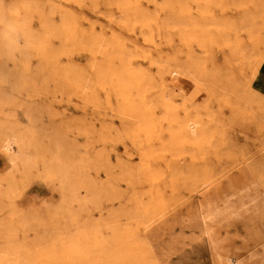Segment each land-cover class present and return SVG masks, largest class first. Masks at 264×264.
Masks as SVG:
<instances>
[{"label": "bare ground", "instance_id": "bare-ground-1", "mask_svg": "<svg viewBox=\"0 0 264 264\" xmlns=\"http://www.w3.org/2000/svg\"><path fill=\"white\" fill-rule=\"evenodd\" d=\"M216 25H221L226 29V34L231 33L235 36L233 39H237L235 49L225 55L226 65L217 69L213 67L215 64L211 59V44L221 32L219 30L224 28L218 27L219 33L213 35V40L212 30ZM262 65L264 0H0V86L13 87L17 92L16 96H19L17 107L25 112L29 122V127L13 122V126L19 123V127L13 129L15 133L10 130L11 133L5 131L6 135L0 136L4 137L1 140L3 144L0 143L1 150L9 164L17 167L14 169L16 172L21 170L23 175L29 176L28 174L42 168L40 171L43 173H36L49 180L45 182H52L51 185L59 192L57 203L52 206L45 203L47 208L43 212L31 209L34 212L27 213L21 207L17 212H20V215L17 214L20 216L17 217L20 218V226H36V223L42 225L40 222L47 221L55 230L61 229L60 232L64 233L60 245L58 243L41 251L31 252V255L37 256L35 259L36 256L33 255L37 261L35 264H81V260L77 261L79 259L75 258L72 261L71 257L82 258L83 234L79 227L83 225L85 217L83 220L81 213L84 203L91 199L88 193L89 197L84 196L86 187L93 193L90 194L91 197H95L100 189L101 193L104 192L101 183H89L93 178H89L87 182L85 175L88 173L83 175L80 171L84 164H88V152L86 153L87 149L83 151L86 154L83 165L80 163L81 159L76 161L77 157L81 158L84 154L77 156L79 152L76 153L75 150L79 143H73L75 141L68 135L70 129H73V123L70 126L67 124L74 121L70 120V123L65 124L66 120L61 125L56 119L58 116L62 119L66 114L67 102L76 99L74 105L85 114H110L113 119V123L109 122L113 124L110 133L112 138H109L110 134L106 137L112 139L113 143L110 144L114 147L115 169L112 171L115 172V183L112 182L115 185L112 189L116 198L123 202L122 206L117 203V208L118 205L121 207L113 214L114 226H111L114 227V250L119 255L116 264H132L136 246L140 243V237H144L139 227L133 223H138L144 212L147 213L148 220L153 222L160 207L174 199V188L168 187L167 183L171 186L175 182L187 185L188 179H191L185 176L171 179L165 167V162L171 161L168 146L174 140L164 132L168 113L196 112L198 109L201 112L203 109L205 112L212 111L220 104L219 99L230 95L236 100L235 105L240 112L245 111L255 121L264 122V94L253 88V81ZM16 83L19 85L14 86ZM197 92L202 94L200 101L194 98ZM10 93L13 94L11 91ZM2 95L1 98L5 96ZM40 98L52 99L53 103L50 104L54 109L50 113L58 115L48 119V123L38 118ZM0 107L3 110L4 107ZM210 111L209 115H213ZM218 112L221 114L219 110ZM2 113L4 114V110ZM5 114L11 115L6 111ZM10 115L8 116L14 117ZM98 117L101 122L102 118ZM78 120L79 118L75 122ZM2 121L0 128L5 123ZM84 121L87 124L92 119L86 117ZM34 122L40 125L36 127ZM5 124L3 128L7 127V123ZM79 124L82 127V123ZM198 124L200 123L189 121V124L181 126L180 132L185 140L194 143L203 141L206 132L201 127L197 129ZM105 126L107 128V123ZM95 129L85 125V128L76 130L79 133L80 130H85L90 138L88 143H91V138H95L97 132ZM100 129L98 131L103 132ZM97 138L99 139L96 137L95 140ZM210 143L213 146L212 141ZM94 144L92 147H95ZM81 146L83 145L79 148ZM120 146H124L122 153L118 151ZM211 149L213 151L212 147ZM133 152L137 156L135 164L131 157ZM94 153L91 156L95 160L100 158L96 151ZM257 169L254 166L243 167L239 176L227 179L225 183H213L215 179L205 175L195 179L197 181L194 187L198 184L200 188L190 208L193 212L190 213L192 228L195 226L200 230L199 237L211 252L214 264H264V173ZM104 170L110 171L108 168ZM179 173L182 171L178 169L177 177ZM140 174L158 177L155 189L145 192L147 196L143 199L137 195L138 190L131 187V181ZM18 175L21 176L20 172ZM171 177L173 178L172 175ZM83 187L86 188L83 198H89L87 201L85 198V202L80 195ZM2 193L3 197L8 198L5 192ZM103 196L102 199L105 198ZM27 210L29 212V208ZM233 222L243 223L242 227L248 230V234H244L249 239L243 235L245 238H241L242 241L246 240L244 244L239 243L242 246H237L233 241L234 236L232 238L228 235L230 232L227 227ZM68 224L73 226L74 233ZM224 229L229 233L223 234ZM251 240H254L252 245L248 243ZM23 250L26 249L16 252L21 253ZM122 255L126 257L122 258ZM38 256L46 259L38 260ZM18 258L21 263V257ZM155 262L152 261L153 264Z\"/></svg>", "mask_w": 264, "mask_h": 264}, {"label": "rangeland", "instance_id": "rangeland-1", "mask_svg": "<svg viewBox=\"0 0 264 264\" xmlns=\"http://www.w3.org/2000/svg\"><path fill=\"white\" fill-rule=\"evenodd\" d=\"M219 26L216 25L215 28H213V30H212L213 31L212 39L214 38L213 35L215 36L220 31L221 32L217 35V37L215 36V40L213 39L214 41H212V44H211V53H212L211 59L213 60L214 63L212 62V60H211V62L213 64H215V65H213V64L212 65L214 68L216 67V69L219 67H224L226 65V60H224L225 55H227L229 53V51L232 52L235 49V44L237 41L236 38L233 39V37H235L233 34H231V33L226 34L227 33V31L225 32L226 29L224 27H223L224 28L223 29L221 27V25H219ZM218 27L222 28L223 30L220 29L218 32L217 31ZM224 35L226 36L227 39L225 38ZM227 35H231V37L227 36ZM225 39H226V41H224ZM231 39H233V41ZM218 41H220V42H218ZM216 69H214V70H216ZM15 82H12V84ZM17 85H19V83L14 84V86H17ZM253 88L257 91L259 90L262 94H264V65H262L261 69L258 72V75L256 76L255 80L253 81ZM4 91L7 93L6 94L7 96L4 94L5 93ZM10 91L13 92V94L10 93ZM0 93H1L0 99H4L3 101L0 100V105H2V107H4L3 108L4 114L2 113L3 110L0 107V122L3 120L5 123H7V127L6 128L4 127L7 130H5L3 128L5 123L2 124V127L0 128V136H5L6 135L5 131H6V133H8L11 130L12 133H15L13 131L14 128H18L19 126H26V125L28 126L29 122H28V119L26 117L25 112L22 111L19 107H17V106H19V104H17L19 96L18 95L16 96L17 92L15 90H13V87H11V86L1 87ZM2 93L5 96H3ZM10 94H12L11 97H9ZM1 95L3 96V98H1ZM5 97L6 98L9 97V98L6 100ZM226 97H224V99H219V101H218V104L219 103L221 105L223 104L222 105L223 107L219 104V105H217L218 107L217 106L214 107L216 109H213L212 111H210V110L206 111L207 114H205L206 112L204 111V109L202 110L203 112L199 111V109H198L196 112H187L186 111V112H180L178 114L168 113L167 123L165 124L164 132L169 134L174 140H172L173 143H171L168 146V153H171V155H170L171 161L165 162V167L167 168L168 174L170 175L171 179H176V178L185 176L187 178H191L192 180L188 179L187 185H179V184H177V182H175L174 184L172 183V186H171V184L169 185L167 183L168 187L174 188V190L172 191V193L174 195V199L172 201H170L168 204H165L162 207H160L161 210H160V212L158 211L159 214L156 216L157 218L153 219V222L148 220V217H147L148 215L146 212H144L143 215H140V218L138 219V223H133L134 226L139 227V230L144 237L141 239L142 236L140 234V236H141L140 237V243H139L138 247L136 246V250L134 251L132 264H150V263H152V261H154V262L156 261L155 264H210L209 259H212L211 252L207 249V246H206L205 250H199L198 249V247L200 245H205V243H204V241H202L201 237H199L200 230L197 229L195 226H194V228H192L193 227V223H192L193 220H191L192 218H190L191 217L190 213H193L191 211L192 209L190 210V208H192L191 207L192 202L194 199L197 198V194L199 192L198 189L200 188V186L198 187V184H197V186H196L197 190H195L196 187H194V186L196 185V181H197V180H195L196 177L200 176V175L211 176L212 178L215 179L214 180L215 182H213V183H216V182L225 183L227 181V179L239 176L241 169L243 167H246V166H254V167L258 168L257 170L259 172L264 173V159L262 157V156H264L263 155L264 154V122H261L259 120L255 121L254 118L251 117L250 115H248L247 112H245V111L240 112L238 107L235 105L236 100L234 99V97H231L230 95H228ZM194 98H195V100L200 101L202 98V94L200 92H197L195 94ZM5 100H6V102H5ZM39 100H40V102L38 103V106H37V110L39 111L38 112V115H39L38 118H41L45 122L48 123L49 122L48 119H50L53 116H55V117L58 116L54 113L53 114L50 113V110L54 109L52 107V105L50 104V103H53L52 99L40 98ZM39 100H37V101H39ZM72 101L70 100L69 102H67V104H65L66 109L65 108L64 109L67 111H66V114H64V116L62 117V119L59 116L56 119H58L57 121L61 125H63V123H65L66 120H67V122L65 124L70 123L69 122L70 120L74 121V122H71L70 124H67L68 126H70L73 123V125H71V126L74 129V130L70 129V132L68 133V135L72 141H75L73 143H75V144L79 143L78 144L79 146L83 145L80 147L81 149L78 146V148H77L78 151L75 150L76 153H78V152L80 153V151L82 150V152L80 154L78 153V155L77 154L76 155L81 156V154L85 153V152L83 153V151H85L86 149H87L86 153L88 152L87 155L84 154L81 158L76 156L78 158V159L76 158V161L81 159L80 160L81 164L83 161L86 162L85 159L87 158L88 164H84V165L82 164L83 167L86 169L81 168L80 171L83 173V175H85V173H88V175H85L86 181L93 178V180H91V182L89 181V183H92V181L93 182L98 181V183L95 182L97 185H99V183H101V188L105 193L104 192L101 193V189L99 188L100 189L99 193L101 195L99 193H97V195H95V197H97V198L99 197V199H96L93 196L91 197L90 194L93 195V193L90 190L88 191V187H86L87 189L84 187L81 189L80 195L82 196L81 197L82 200L84 202H85V200L87 201L89 199L88 198L89 196L92 200L90 199L89 200L90 202L84 203L85 207L82 211L83 214L81 213V216H83L81 218L83 220L85 217L84 223L82 222L83 225L81 224L82 226L79 227V229L82 231V234H83V236L81 238V247L82 248L80 247L82 258L80 259V257L77 258L76 256H73V257H71V260L74 261L75 258L79 259L77 261L81 260V264H116L117 263V256H119V255H118V252H116L114 250L115 239H114V233H113V229H114V227H113L114 226L113 214L115 211H117L123 205V202H120L116 198L115 193L113 194L114 189H112V187H114V185H115L114 184L115 183V181H114L115 176H113V175H115V172H113L115 169V167H114L115 156H114V149H113L114 147H112L113 144H110L113 142L111 141L112 139H109V138L110 137L112 138V135L110 133L113 130V124H110V123H113V121H112L113 119H112L110 114H108L109 116H106V115L103 116L104 113H102L103 115H100L101 113H99V114H97V113L85 114L84 112L80 111L77 106L74 105V103H76V99H72ZM231 101H232V104L231 103L229 104V102H231ZM203 102L205 104V101H203ZM223 102H225V103H223ZM69 104H71L72 106ZM67 105H69V106H67ZM68 109H70V110H68ZM218 110L224 116L219 114ZM5 111H6V113L7 112L11 113V115L10 114L6 115ZM209 111H210V113L213 112V115H209ZM230 112H231V114H230ZM5 115H6V117H5ZM8 115H10V116L14 115V117H9ZM15 115H17V116H15ZM219 115H221V117H219ZM98 116H100L102 118L101 122H100V118ZM86 117H87V119H90V120L92 119L93 122L91 121L89 123V121H87L89 124L88 123L86 124V122L84 121V119ZM90 117H92V118H90ZM77 118H79V120L81 118V120L80 121L78 120V122L76 121L78 124V127L76 128L77 125H76L75 120ZM95 119H97V120H95ZM191 119H192V121H191ZM103 120H104V123H103ZM3 121H2V123H3ZM9 121H11V123H8ZM15 121L22 123V125L20 124L18 126V124H19L18 123L17 125H14L15 126L14 127L12 123L13 122L15 123ZM189 121L191 123H193V122L200 123L197 125L196 128L198 129L201 127L202 131L206 132L203 141H201L202 144H200L201 142H197V141L195 143L193 141H187L181 135V132H180L181 126H184L186 123L189 124ZM58 122H55V123L59 124ZM84 122H85V124H83ZM24 123H25V125H23ZM35 123L36 122H34V126H36V127H38L40 125V123H36V124ZM79 123H82L83 128H85V125H89L94 129L97 127L96 128L97 132L95 131L96 132L95 138L99 137V139L97 138V140H95V138H93L94 139V142H93V139L91 138L92 144L90 143V141H89V143H90L89 144L88 140H90V138H88V136L85 134V132H84L85 130H80V133L83 134V132H84L83 135L80 134L79 131L77 132V130L82 129V127H80L81 124H79ZM91 123L94 127L91 125ZM106 123H107V128H104V127H106L105 126ZM9 124H11V125L8 126ZM100 124H104V125L103 126L101 125L102 126L101 127ZM108 124H109V126H108ZM29 125H31V124H29ZM111 125H112V128L110 127ZM5 126H6V124H5ZM11 126H13V127H11ZM99 126H100V128L103 129V132L98 131L100 129V128H98ZM108 127L111 128V130ZM102 129H100V130H102ZM106 129H108V131ZM15 130H17V129H15ZM11 131L9 133H11ZM71 131H73V132L75 131V132L72 133ZM1 133H3L4 135ZM101 135H105V136H103L105 138L103 139V137ZM108 135H109V138H106V137H108ZM73 136L76 139L75 138L72 139ZM82 137L83 138L86 137V139L83 140ZM100 137H102V138H100ZM2 139H4V137L3 138L1 137L0 141ZM101 139H103V141H100ZM77 140L80 142L82 141V142L81 143L76 142ZM207 140H209V141H207ZM2 141L0 143H2ZM96 141H98V142H96ZM210 141H212L213 146L210 145L211 144ZM83 142L85 145L83 144ZM102 142L105 144H103ZM203 142H204V144H203ZM87 143H88V145H87ZM93 143H95L94 144L95 147H92ZM207 143H208V146H207ZM2 144L0 145V156H1L0 157V180L2 179L1 180L2 183L0 181V191H1V193H0V264H15V261H18V264H19L20 262H19L18 257H21V263L20 264H22V263L23 264L24 263L31 264L30 262H33L32 264H35L37 262L35 260V259H37V256L35 254L31 255V252L32 251H41L42 249H44L46 247H49L52 245H57L58 243L60 245L62 238L64 236V233L60 232L61 229L55 230L52 227V224L50 222H47V221L46 222H40L42 225H40L39 223H36V226L34 224L33 225L28 224L26 226H20V224H19L20 222H18V221H20L19 220L20 218H17L20 215L19 214L20 212L19 213H17V212L19 210H21L20 207L23 208L24 210L26 209L25 211H27V213L34 212V211H31V209L35 210V211L43 212L44 209L47 208V205L52 206V205H55L57 203V201L59 200V192L56 188H54V186L51 185L52 182H45V181H49V180L47 178L45 179L44 176H42V175L39 176V174H37V173H43L40 171V170H42L41 167H40L41 169L38 168V170L34 171L33 174L32 173H30L31 175L28 174L29 176L23 175L21 170L20 171L18 170L19 168L17 169L18 172H16V170H14V169H16L17 167L13 166L12 164H9V161L7 160L8 158L2 152V150H1ZM86 145L88 146L89 149L87 148ZM89 145L91 146V148ZM210 146L213 148V151H212ZM76 147H77V145H76ZM76 147H74V148H76ZM207 147L209 148L208 151H207ZM74 148H73V150H74ZM97 148H101V149H97ZM15 149H16V151L19 150L18 147H16ZM96 149L100 153L97 152ZM95 151H96V153H98V156L100 157V158L97 157L99 160H97V158L95 160V158L93 157L95 155V153H94ZM118 151H119V153L124 152V146H120ZM134 154H135V152H133V154H131V157L133 158L132 161L134 162L133 164L137 163V156H136V154L135 155ZM85 155H86V158H85ZM88 155H90V156H88ZM91 155H93V156H91ZM2 157H3V159H2ZM92 158H93V160H92ZM101 158H102V160H100ZM4 159H6V160H4ZM93 161L94 162L96 161L95 162L96 164ZM99 161H101V162H99ZM181 161H183V162H181ZM92 162H93V164H92ZM96 165H97V167H96L97 169H99V167L101 166V167H105L106 169L108 168V171L109 170L110 171L107 172V170L106 171L104 170L105 168L100 167L99 172H98V170L95 168ZM90 166H92V167H90ZM82 169H84V170H82ZM90 169H92V170H90ZM112 169H113V171H112ZM178 169L181 170L182 173H179L178 174L179 176L177 177ZM88 170H90V171H88ZM103 170L105 171V173ZM37 171H40V172H37ZM83 171H85V172H83ZM96 171H97V173H100V174H97ZM15 172H16V174H15ZM19 172H20L21 176L18 175ZM170 173H172V174H170ZM174 174H176V176H174ZM15 175H16V178H15ZM32 175H34V176H32ZM89 175L92 177H90ZM171 175L173 176V178L171 177ZM6 176H8V177H6ZM98 176H101V177H98ZM4 177H5V179H4ZM25 177L28 179H30V178L31 179L28 180ZM97 178H98V180H95ZM99 178H100V180H99ZM102 178H103V180H102ZM14 179H15V181H14ZM157 180H158L157 176L140 174V175L136 176L134 180L131 181L132 182L131 187L134 190H138L137 195H140L141 196L140 198L143 199L144 197L147 196L146 193H148L152 189H155V187L158 183ZM5 181H6V183H5ZM86 184L88 185V183H86ZM164 184H166V183H164ZM201 184L202 183L199 181V185H201ZM11 185H12V189H11ZM1 188H2V190H1ZM16 189H18V191ZM85 189H86V192H85ZM3 190H5V191H3ZM15 190H16V192H15ZM13 191L15 194H13ZM2 192H5L6 193L5 195L8 198L3 197ZM84 192L86 194L84 196H88V195L89 196L83 198ZM87 193H88V195H87ZM103 194L105 196H103ZM112 195H113V197H112ZM102 196L105 198L102 199ZM9 197L12 199L10 200ZM111 197L113 198V201H112ZM93 198H95V200ZM49 199L52 201L53 204L51 203V201H49ZM100 199L102 201H100ZM98 200H99V202H97ZM109 200H111V201H109ZM43 201H44V204H42ZM47 202L49 204L46 205L45 203H47ZM113 202H115V203H113ZM111 203H113V205H111ZM117 203L118 204L121 203L120 204L121 206L119 207V205H118V208H117ZM31 204H32V206H31ZM33 204H35V205H33ZM39 204H42V205H39ZM34 206H35V208L37 207V209H35ZM41 206H43L42 207L43 209L41 208ZM113 206H115L117 209L115 208L116 209L115 210L113 208ZM31 207H33L34 209ZM28 208H29V212L27 210ZM17 214H19V215L17 216ZM15 218H17L18 220ZM16 220H17V222H15ZM234 223H235V225H234ZM111 225H113V226H111ZM68 226H69V224H68ZM229 226H232L231 228H233V229H231ZM229 226L227 228H229L230 233L228 232L227 229H224L223 234L229 233L228 234L229 237H232V238L234 236V238H233V239H235V240H233L234 243L236 242L237 244L236 243L235 244L237 246L238 245L242 246L244 244V240H246V239H244L242 241L241 238H245L247 236L248 230L246 229V227H242V226H244V224L240 223V222H233V224L229 225ZM93 227H95V228H93ZM71 228H72L71 232H73L74 230H73L72 225H71L70 229ZM242 231H243V233H242ZM70 233H68V235H70ZM244 233H247V234L245 235ZM240 236H242V237H240ZM96 238H98V240ZM247 239H249V238H247ZM253 241L251 240V242H248V243L250 245H252L254 243ZM241 242H243V244H239ZM107 246L109 247L108 249H107ZM22 248L26 249V250H23L25 252H23V251L21 253L16 252L18 250L20 251V249H22ZM16 253H19L21 256L19 254L16 255ZM22 253L23 254L28 253L27 254L28 256L25 255L26 256L25 257ZM150 254L153 257H151ZM33 255L36 256V257H34L35 259L33 258ZM16 256H17L18 260H17ZM22 256H24V257H22ZM29 256H31L32 259ZM125 257L126 256L122 255V258H125ZM154 257L155 258L158 257V258L155 259ZM26 258H28V259H26ZM40 259L45 260L46 258L44 259V257L40 256L38 260H40ZM23 260H24V262H22ZM26 260H27V262H25ZM28 261H29V263H28ZM143 261H144V263H143Z\"/></svg>", "mask_w": 264, "mask_h": 264}, {"label": "crops", "instance_id": "crops-1", "mask_svg": "<svg viewBox=\"0 0 264 264\" xmlns=\"http://www.w3.org/2000/svg\"><path fill=\"white\" fill-rule=\"evenodd\" d=\"M198 249H199V250H205V249H206V246H205V245H200V246L198 247ZM209 262H210V264H214L212 259H209Z\"/></svg>", "mask_w": 264, "mask_h": 264}]
</instances>
